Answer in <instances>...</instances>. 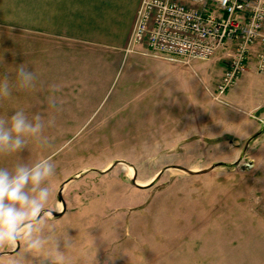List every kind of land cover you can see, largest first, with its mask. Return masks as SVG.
Segmentation results:
<instances>
[{
    "label": "rangeland",
    "instance_id": "374dc122",
    "mask_svg": "<svg viewBox=\"0 0 264 264\" xmlns=\"http://www.w3.org/2000/svg\"><path fill=\"white\" fill-rule=\"evenodd\" d=\"M7 21L0 17V81L7 78L11 94L0 98V118L8 128L23 111L43 129L23 137V151L0 156V168L14 173L47 158L55 171L40 185L50 197L32 226L42 247L32 250L22 239L18 251L0 249V264H264V99L239 111L214 98L211 109L207 86L192 70L183 83L164 72L169 84L161 89L160 74L136 47L123 55L81 53V44ZM230 49L189 64L202 67L203 78L209 68L220 84ZM21 64L35 75L29 90L19 85ZM247 67L228 91L254 105L258 90L243 77ZM57 77L73 88L52 87ZM200 101L207 120H184ZM60 190L66 211L55 216Z\"/></svg>",
    "mask_w": 264,
    "mask_h": 264
},
{
    "label": "crops",
    "instance_id": "0c3cea01",
    "mask_svg": "<svg viewBox=\"0 0 264 264\" xmlns=\"http://www.w3.org/2000/svg\"><path fill=\"white\" fill-rule=\"evenodd\" d=\"M140 3L141 0H0V17H2L4 23L8 19L7 24L16 25L20 30L32 31L58 41H71L81 44L82 48L76 50L77 52H96L108 54V56L115 54L123 55L132 50V48H128L127 46L129 45ZM135 47L137 50L134 53L139 54L140 60L150 62L147 68L152 71H158L157 74H160L157 80L160 83L159 87L161 89L167 87L169 84V75L164 76V72L179 74V79L175 81L183 83L184 76L191 73L190 70H192L207 86L209 100L214 104L218 102L214 99V93L218 84L215 85L212 82L213 74L209 68L203 67L206 73L205 78H203L200 73L202 67L195 65L196 62L192 64L172 62L154 55L143 45H136ZM255 60L256 55L253 54L248 61L247 72L243 77L248 78L246 82L249 87L258 90L255 96L257 105L249 104L248 102L252 99L251 97H248L246 94L239 95L238 91L234 92L233 89L224 95L223 102L218 103L227 104V106L231 103L238 105V108L233 105L230 106H233L235 109L237 108L239 111L251 110L258 106L259 98L264 99V74H261L262 76L257 75L259 73L257 72ZM150 66L152 67L150 68ZM253 66L257 74L254 73ZM69 80L68 78L61 81L57 77L59 84L51 86L72 89L73 86L70 83L73 81ZM208 84L212 87L214 85V90L209 89ZM36 87L46 88L47 86L46 84H41V86ZM261 88L262 90H259ZM190 90L189 88L186 89V93H191ZM158 96H164V94L160 92ZM209 105V108L218 107L217 104L215 106ZM205 106L208 107L207 105ZM205 106H202L201 101L196 107L191 106L193 109L187 112L191 113L192 116L184 118V120H194L197 124L202 119L207 120L206 117L202 116L208 113ZM225 108L228 109V107ZM231 112L230 110L229 113ZM211 120L213 121V116Z\"/></svg>",
    "mask_w": 264,
    "mask_h": 264
},
{
    "label": "built area",
    "instance_id": "2783aa9c",
    "mask_svg": "<svg viewBox=\"0 0 264 264\" xmlns=\"http://www.w3.org/2000/svg\"><path fill=\"white\" fill-rule=\"evenodd\" d=\"M196 1L201 7L179 0H141L128 48L143 45L158 57L183 64L231 48L214 93L223 100L253 54L257 71L264 74V0Z\"/></svg>",
    "mask_w": 264,
    "mask_h": 264
},
{
    "label": "clouds",
    "instance_id": "9594fccd",
    "mask_svg": "<svg viewBox=\"0 0 264 264\" xmlns=\"http://www.w3.org/2000/svg\"><path fill=\"white\" fill-rule=\"evenodd\" d=\"M19 85L25 90L35 87V75L21 64L16 72ZM7 78L0 81V98L10 95ZM36 123L28 121L23 111L11 116L10 127L5 128L6 121L0 118V156L21 152L26 147L25 136L38 137L43 125L40 118ZM54 166L47 158L32 167L18 165L14 173L0 168V249L9 248L18 251L20 241L26 240L32 250L42 247L40 239L32 238V226L39 222L44 205L50 197V189L41 188L42 181L54 174ZM35 195H29L28 186Z\"/></svg>",
    "mask_w": 264,
    "mask_h": 264
},
{
    "label": "water",
    "instance_id": "95a60500",
    "mask_svg": "<svg viewBox=\"0 0 264 264\" xmlns=\"http://www.w3.org/2000/svg\"><path fill=\"white\" fill-rule=\"evenodd\" d=\"M263 129H264V126H263ZM261 131H262V130H261ZM261 131L258 132L256 135H258L259 133H261ZM115 164H116V163H114V164H112L111 166H109V167L107 168V170L110 169L111 167H113ZM182 169L185 170V171H187V172L190 173V174H198V173H205V172L209 171L211 168L201 169V170H192V169H188V168H182ZM71 179H73V178H70V179L66 180V182L70 181ZM135 184H137L138 186H141V187H142V186H147V185H149V184H140V183H137V182H135ZM59 199H60L61 202H62V209L59 210V211H50V212H51L53 215H55V216H57V215H59V214H63V213L66 211V202H65V200H64L63 197H62V192H61V190H60V192H59ZM40 217H41V214H40ZM40 217H39V219H40Z\"/></svg>",
    "mask_w": 264,
    "mask_h": 264
},
{
    "label": "bare ground",
    "instance_id": "6f19581e",
    "mask_svg": "<svg viewBox=\"0 0 264 264\" xmlns=\"http://www.w3.org/2000/svg\"><path fill=\"white\" fill-rule=\"evenodd\" d=\"M128 170V169H127ZM130 173H132V170H130ZM132 175H133V173H132Z\"/></svg>",
    "mask_w": 264,
    "mask_h": 264
}]
</instances>
